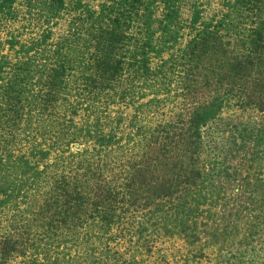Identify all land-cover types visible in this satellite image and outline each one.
<instances>
[{"label": "trees", "instance_id": "1", "mask_svg": "<svg viewBox=\"0 0 264 264\" xmlns=\"http://www.w3.org/2000/svg\"><path fill=\"white\" fill-rule=\"evenodd\" d=\"M221 3L0 0V264H142L146 215L189 217L205 128L264 116V0Z\"/></svg>", "mask_w": 264, "mask_h": 264}, {"label": "rangeland", "instance_id": "2", "mask_svg": "<svg viewBox=\"0 0 264 264\" xmlns=\"http://www.w3.org/2000/svg\"><path fill=\"white\" fill-rule=\"evenodd\" d=\"M183 2L204 15L223 10L221 0ZM204 137L207 191L193 196L189 217L158 212L149 223L147 214L143 228L131 231L130 253L142 264H259L264 257V116L225 108Z\"/></svg>", "mask_w": 264, "mask_h": 264}]
</instances>
